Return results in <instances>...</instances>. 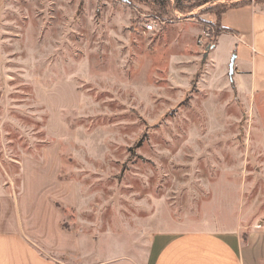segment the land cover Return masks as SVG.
Instances as JSON below:
<instances>
[{"label": "rangeland", "instance_id": "374dc122", "mask_svg": "<svg viewBox=\"0 0 264 264\" xmlns=\"http://www.w3.org/2000/svg\"><path fill=\"white\" fill-rule=\"evenodd\" d=\"M186 1L206 3L159 18L141 0H0V193L49 170L62 229L98 255L150 264L176 235L246 241L264 222V136L221 76L228 38L215 66L198 43L237 0Z\"/></svg>", "mask_w": 264, "mask_h": 264}, {"label": "crops", "instance_id": "0c3cea01", "mask_svg": "<svg viewBox=\"0 0 264 264\" xmlns=\"http://www.w3.org/2000/svg\"><path fill=\"white\" fill-rule=\"evenodd\" d=\"M220 24L229 31L217 37L206 58L215 66L221 38H228V61L221 76H227L228 85L255 117L264 136V8L253 4L236 7L222 16ZM232 56L235 61L230 76ZM47 171L36 164L34 168L26 166L15 201L11 194L0 193V264H142L132 251L98 255L97 243L85 246L77 233L62 229L64 216L51 203L60 199L61 192L58 181L49 178L52 172L47 177ZM74 199L62 197V202L73 206ZM34 209L39 221H35ZM259 226L249 230L246 241H241L235 231L227 232V237L219 231L176 235L158 250L150 264H264V222Z\"/></svg>", "mask_w": 264, "mask_h": 264}, {"label": "trees", "instance_id": "16d2710c", "mask_svg": "<svg viewBox=\"0 0 264 264\" xmlns=\"http://www.w3.org/2000/svg\"><path fill=\"white\" fill-rule=\"evenodd\" d=\"M145 5H147L151 11H153L154 13L158 14L157 16L160 17H165L168 14H170L172 12V5L174 8V12L183 14V12L186 11V13H189L191 9L195 8V7H201L203 5H205V2H194L193 4L190 5H186L185 3L187 2L186 0H141ZM219 2H222L224 0H216ZM188 3V2H187ZM245 5H250L249 1L246 0H237L233 3H231L228 6H221V10L216 13V18H217V23L218 26L217 27V31L222 34L224 32H228L229 30H227L226 28L222 27L220 24L221 18L222 16L227 13L229 10L234 9L236 7H241V6H245ZM213 44L212 45H207L205 46V51L208 52L212 49Z\"/></svg>", "mask_w": 264, "mask_h": 264}, {"label": "built area", "instance_id": "2783aa9c", "mask_svg": "<svg viewBox=\"0 0 264 264\" xmlns=\"http://www.w3.org/2000/svg\"><path fill=\"white\" fill-rule=\"evenodd\" d=\"M160 20L158 19H151L147 24L144 25V29L147 32H152L158 28L160 25ZM213 32H212V27L208 26L207 28L203 29L201 31V35L198 38V43L201 44L202 46H207V45H212L213 43ZM259 228L261 226H258Z\"/></svg>", "mask_w": 264, "mask_h": 264}, {"label": "water", "instance_id": "95a60500", "mask_svg": "<svg viewBox=\"0 0 264 264\" xmlns=\"http://www.w3.org/2000/svg\"><path fill=\"white\" fill-rule=\"evenodd\" d=\"M235 61V56H232L231 60H230V64H229V75L232 76L233 74V64Z\"/></svg>", "mask_w": 264, "mask_h": 264}]
</instances>
